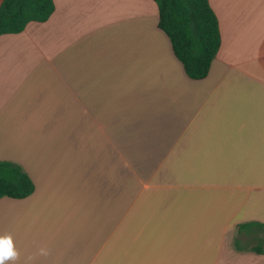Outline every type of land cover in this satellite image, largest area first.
<instances>
[{
	"label": "crops",
	"instance_id": "0c3cea01",
	"mask_svg": "<svg viewBox=\"0 0 264 264\" xmlns=\"http://www.w3.org/2000/svg\"><path fill=\"white\" fill-rule=\"evenodd\" d=\"M53 2L0 36V161L35 185L0 199L16 264H264V0H209L202 80L154 0Z\"/></svg>",
	"mask_w": 264,
	"mask_h": 264
},
{
	"label": "trees",
	"instance_id": "16d2710c",
	"mask_svg": "<svg viewBox=\"0 0 264 264\" xmlns=\"http://www.w3.org/2000/svg\"><path fill=\"white\" fill-rule=\"evenodd\" d=\"M159 10L158 27L168 36L186 75L204 79L221 44L217 16L209 0H154ZM53 0H3L0 5V36L22 32L28 23L45 22L54 12ZM35 185L18 163L0 161V199H24ZM263 253L260 246L253 248Z\"/></svg>",
	"mask_w": 264,
	"mask_h": 264
},
{
	"label": "clouds",
	"instance_id": "9594fccd",
	"mask_svg": "<svg viewBox=\"0 0 264 264\" xmlns=\"http://www.w3.org/2000/svg\"><path fill=\"white\" fill-rule=\"evenodd\" d=\"M19 251L16 249L13 237L11 234L0 235V264H6V262H11V264H16L19 259ZM39 255L47 257L50 252L46 248H41L39 250ZM29 257L28 260H31Z\"/></svg>",
	"mask_w": 264,
	"mask_h": 264
}]
</instances>
